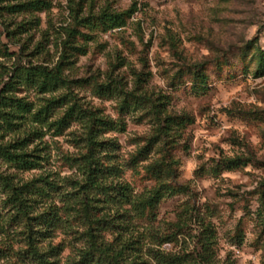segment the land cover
Returning a JSON list of instances; mask_svg holds the SVG:
<instances>
[{
	"label": "rangeland",
	"instance_id": "obj_1",
	"mask_svg": "<svg viewBox=\"0 0 264 264\" xmlns=\"http://www.w3.org/2000/svg\"><path fill=\"white\" fill-rule=\"evenodd\" d=\"M44 1L0 8V61L64 59L62 92L120 124L107 136L123 158L159 139L158 122L168 125L124 174L138 191L175 189L146 220L164 225L196 208L214 225L218 260L264 264V0ZM69 130L46 137L48 168L62 175L72 172L62 161L74 151ZM235 157L243 163L228 169Z\"/></svg>",
	"mask_w": 264,
	"mask_h": 264
},
{
	"label": "trees",
	"instance_id": "obj_2",
	"mask_svg": "<svg viewBox=\"0 0 264 264\" xmlns=\"http://www.w3.org/2000/svg\"><path fill=\"white\" fill-rule=\"evenodd\" d=\"M46 3L0 0V8L12 14ZM9 62L0 61V264H225L213 223L196 208L164 225L148 221L173 187L160 182L138 191L124 175L148 159L168 125L158 122L159 139L123 158L118 139L107 136L120 124L71 90L62 92L69 82L64 59L53 66L24 64L19 56ZM27 87L35 98L22 95ZM67 130L74 151L62 161L72 172L62 175L48 168L54 155L46 137ZM241 159L229 158L228 169Z\"/></svg>",
	"mask_w": 264,
	"mask_h": 264
}]
</instances>
